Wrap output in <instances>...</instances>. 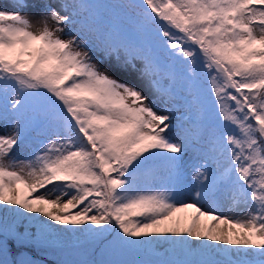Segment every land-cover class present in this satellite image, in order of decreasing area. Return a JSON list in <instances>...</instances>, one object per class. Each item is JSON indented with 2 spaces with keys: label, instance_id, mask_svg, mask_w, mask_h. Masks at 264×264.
I'll return each instance as SVG.
<instances>
[{
  "label": "snow or ice",
  "instance_id": "1",
  "mask_svg": "<svg viewBox=\"0 0 264 264\" xmlns=\"http://www.w3.org/2000/svg\"><path fill=\"white\" fill-rule=\"evenodd\" d=\"M0 264H264V0H0Z\"/></svg>",
  "mask_w": 264,
  "mask_h": 264
},
{
  "label": "rangeland",
  "instance_id": "2",
  "mask_svg": "<svg viewBox=\"0 0 264 264\" xmlns=\"http://www.w3.org/2000/svg\"><path fill=\"white\" fill-rule=\"evenodd\" d=\"M38 15V14H37ZM35 19V16L33 17ZM10 130V129H9Z\"/></svg>",
  "mask_w": 264,
  "mask_h": 264
}]
</instances>
